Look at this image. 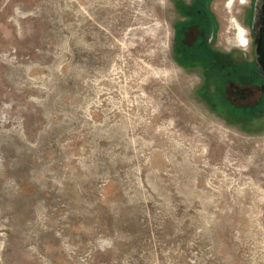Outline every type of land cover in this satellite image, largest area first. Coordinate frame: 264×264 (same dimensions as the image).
Returning <instances> with one entry per match:
<instances>
[{
    "label": "rangeland",
    "instance_id": "rangeland-1",
    "mask_svg": "<svg viewBox=\"0 0 264 264\" xmlns=\"http://www.w3.org/2000/svg\"><path fill=\"white\" fill-rule=\"evenodd\" d=\"M245 5L212 0L213 46L242 49ZM175 13L0 0V264H264V112L220 100Z\"/></svg>",
    "mask_w": 264,
    "mask_h": 264
},
{
    "label": "flooded vegetation",
    "instance_id": "flooded-vegetation-1",
    "mask_svg": "<svg viewBox=\"0 0 264 264\" xmlns=\"http://www.w3.org/2000/svg\"><path fill=\"white\" fill-rule=\"evenodd\" d=\"M245 2L240 48L212 45L217 26L211 10L212 0H170L175 8L174 34L176 49L186 58L205 65V77H211L212 89L221 101L239 107L244 115L260 116L264 112V0ZM192 28L193 40L187 41ZM239 103V105L237 104Z\"/></svg>",
    "mask_w": 264,
    "mask_h": 264
},
{
    "label": "bare ground",
    "instance_id": "bare-ground-1",
    "mask_svg": "<svg viewBox=\"0 0 264 264\" xmlns=\"http://www.w3.org/2000/svg\"><path fill=\"white\" fill-rule=\"evenodd\" d=\"M141 1V0H140ZM140 3V2H139ZM144 6H145V4H144ZM127 11V10H126ZM145 11V10H144ZM140 13V12H139ZM130 14V13H129ZM130 16V15H129ZM141 16V15H140ZM128 17V16H127ZM139 17V16H138ZM141 18V17H140ZM143 19H146V18H143ZM139 20V19H138ZM152 20V19H151ZM142 21V20H141ZM137 23V22H136ZM138 23H139V21H138ZM141 27V26H140ZM139 28V27H138ZM135 29V28H134ZM131 30V29H130ZM133 31V30H132ZM140 34V33H139ZM238 37H239V39L241 40V43L242 44H245V39H244V37H243V35H242V30H240L239 32H238ZM133 47V46H132ZM134 53V52H133Z\"/></svg>",
    "mask_w": 264,
    "mask_h": 264
},
{
    "label": "trees",
    "instance_id": "trees-1",
    "mask_svg": "<svg viewBox=\"0 0 264 264\" xmlns=\"http://www.w3.org/2000/svg\"><path fill=\"white\" fill-rule=\"evenodd\" d=\"M191 60H195V61H197L196 59H191Z\"/></svg>",
    "mask_w": 264,
    "mask_h": 264
}]
</instances>
